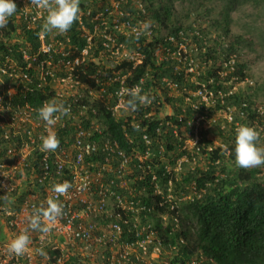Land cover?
<instances>
[{"label": "built area", "instance_id": "obj_1", "mask_svg": "<svg viewBox=\"0 0 264 264\" xmlns=\"http://www.w3.org/2000/svg\"><path fill=\"white\" fill-rule=\"evenodd\" d=\"M23 4L22 14L29 25L33 26L39 22L43 25L47 13L31 5V0H23ZM119 5L118 2L113 9L122 23H116L111 30L107 28L106 15L112 14L113 9L105 7L94 17V30L102 36L100 56L104 59V64L108 63L113 69L121 66L123 61L135 68L142 64L145 55L130 49L125 43L114 38L113 34L135 35L132 29L140 28L143 21L133 23L119 10ZM140 6L142 11V5ZM152 30L150 27L144 35L149 37ZM86 34L91 45L92 35L88 31ZM64 35L65 33L62 34ZM178 35L186 41L182 31ZM38 39L41 42L39 52L44 53L45 58L36 64L28 62L27 68H31L34 76L31 78L26 72L21 74L22 80L27 84L32 83L34 77L42 83L68 85L71 93L54 90V99L63 102L71 111L69 115L62 117L54 128L60 140L59 148L55 152L41 151V136L46 135L47 131L45 122L38 116V109L29 106L5 107L0 103V125L4 130L0 135V145L2 139L13 143L7 148L0 162V197H9L15 192L17 185L26 180L16 178L17 170L21 168L31 170L29 180H26L29 185H26L25 189L37 186L40 188L37 193L33 191L23 198L19 210H9L0 204V216L13 235L17 236L28 227V216L32 209L41 204L46 205L49 196L53 195V184L67 180L73 187L69 190L68 197H60L65 206V215L52 231L43 239L40 232L31 231L30 251L21 256L10 254L8 244L0 245L3 246L0 247V264H170V260L164 255L168 249L171 252L175 247L166 243L165 233L162 234L156 229L155 220L160 219L163 226L169 224L167 212L162 213L159 208L167 209L166 205H170L173 194L171 188H167V193H164L156 184L153 162L145 163L149 155L151 157V148L147 147L145 152L138 148L136 150L135 138L127 132L128 125L141 127L140 123L135 124L132 117L135 111L125 110L122 106L123 100L129 97L117 95L121 88H129L126 81L130 74L121 73V70H116V74L106 73L99 67V61L93 59L99 68L85 78L93 83L94 88L90 87L81 80L87 68L88 46L79 52L63 41L47 44L46 37L38 35ZM163 39L166 43H176L177 49L172 55H181L182 63L187 65L189 58L182 51L185 41L177 40L172 34ZM164 50L169 53L167 46L162 51ZM24 57L29 60V56ZM184 59L186 61H183ZM4 65L0 66L2 72H5ZM189 65L191 66L188 69L195 66L192 60ZM18 69L22 73L21 69ZM61 72L66 76H61ZM143 80L141 78L140 82ZM115 84H119V88L107 93V87ZM137 84L140 83H134L132 87ZM160 87L166 89L168 95L180 90L178 84L166 77L161 80ZM155 90L153 92L157 95L162 94L160 89ZM11 92L8 91L9 94ZM197 92L205 101L213 96V93L205 88ZM90 98L98 99L97 104L104 103V107L100 109L93 106ZM154 107L161 106H152V109ZM193 107L200 110L201 105L194 104ZM152 114L153 110L149 116ZM128 117H131V120H128ZM230 118L232 120L231 116ZM108 119L120 125L129 147L124 146L113 134ZM166 125H170L169 122ZM161 127L162 123L154 132L160 138L157 140L160 161L162 154L167 152L163 142L164 135L168 132ZM143 140L147 145H151L152 140L148 134H143ZM164 165L170 173L169 166L165 163ZM135 167H143V175L138 176ZM177 169L181 170V162ZM149 172L150 186L144 184L137 189L135 184L138 180H144ZM182 200L185 201L186 196H183ZM175 204L177 205V202ZM173 208L174 206L170 205V209ZM9 211L11 215L8 214ZM175 221L178 222L177 218ZM39 249L47 253V258L39 254Z\"/></svg>", "mask_w": 264, "mask_h": 264}, {"label": "trees", "instance_id": "obj_2", "mask_svg": "<svg viewBox=\"0 0 264 264\" xmlns=\"http://www.w3.org/2000/svg\"><path fill=\"white\" fill-rule=\"evenodd\" d=\"M107 0H80V18L75 22L72 28L65 33L56 35V39L60 42L69 43L79 52L89 47L85 74L81 80L85 81L90 87L93 83L90 80H85L87 75H90L97 68H102L106 73L116 74V70H121V73H129L126 85L131 89L134 83H140L143 78L142 94L149 93L154 97L153 102L148 106H138V110L132 114L135 119V124L140 123L141 127L137 130L134 127L127 126V132L135 138V149L145 152L147 147L151 148V157L149 155L146 164L152 163L155 165L156 184L162 188L164 193H167V188H171L173 200L170 205L174 208L170 209V205L159 208L160 212H167L169 224L163 226L160 219L155 220L156 229L163 234L165 233L166 243L175 247L177 250L170 264H193L192 257L198 253L200 259H205L207 264H264V181H258L259 170L256 168L243 169L238 166L230 168L223 161L221 148H216L212 152H207L202 149V152L207 153L206 168L195 167L190 165L193 161V155H187V160L181 162V172L169 173L165 165L159 159L158 138L154 132L155 128L162 123V129L169 132L166 141V148L173 150L175 145L179 144V136H175L173 131H180L188 125L192 115L198 111L204 112V104H201L200 110L193 107L195 104L192 98L183 93L179 95H168L166 89L160 87L161 80L166 77L173 83L178 84L180 91H195L205 88L213 93L220 94L218 99L219 108H225L231 111V117L234 122H239L243 117L249 120L257 121L262 124L263 116L258 115L252 110L251 102L247 97H243L241 93L232 92V86H228L229 82H242L245 77V64L233 60L234 52L238 50V39L233 42L226 40L230 32L231 13L238 5L253 3L264 9V0H219L222 3V8L218 12L217 19L213 25L219 28V33L214 37H207L204 31L198 30V33L189 35L187 31L177 28L172 32V35L177 40L183 42L178 33L182 30L186 38L184 42L188 47V43L193 44L189 47V59L187 65H183V57L180 55H172L176 52L177 45L175 42L166 43L163 38L150 39L142 34L139 38L136 35L113 34V37L118 41L125 43L130 49H135L145 55L142 64L133 68L132 64L123 61L121 66L113 69L104 64V59L100 56L102 36L94 30L96 22L94 17L100 11H103L108 5L104 4ZM17 5V12L9 18L8 24L4 28H0V38L6 37L8 42L0 41V53L2 65L5 67V72L0 71V103L7 106H29L35 109L42 107L45 101L54 99L55 91L51 83H42L33 77L32 83H28L16 78V74L26 73L32 78L34 74L32 70L27 68V63L42 61L45 58L44 53H40L41 42L38 39V33L41 30V24L36 23L31 26L24 19L23 0H14ZM119 10L125 13L128 19L132 14V3L127 1L120 4ZM209 12L210 9L206 8ZM146 15L152 13L153 18L158 22L163 23L160 10L153 7L152 1L147 3L143 1L141 14ZM166 15L170 14L166 11ZM190 29V28H189ZM86 31L92 35V44L89 45ZM89 34V35H90ZM189 39V42H187ZM52 35L49 33L46 36V43H51ZM167 46L169 53L163 50ZM194 46V47H193ZM25 55L29 56V60L25 59ZM99 61V67L93 62ZM8 60V62H6ZM190 60L194 65L198 63L207 64L209 68L205 72L199 73L197 81H192L185 74L189 68ZM15 68H20L21 72H17ZM63 73V74H62ZM222 74V75H221ZM61 76H66L61 72ZM22 78V77H21ZM227 85V86H226ZM28 86V87H27ZM119 84L108 86L107 93L119 88ZM94 88V87H93ZM97 88V87H96ZM95 88V89H96ZM155 89L161 90V95H157ZM12 91L11 94L8 91ZM98 90V88H97ZM108 96V95H107ZM106 97V95H105ZM186 97H190L192 102L186 101ZM195 99V98H194ZM92 105L104 107V103H98V99H91ZM161 101V102H160ZM159 102V103H158ZM159 104V105H158ZM170 106L172 108L171 115L158 116L159 110H156L151 116L149 113L153 110L152 106ZM106 118L108 115H105ZM259 119V120H257ZM110 122V130L126 146V137L124 131L119 124ZM131 120V117H128ZM169 122L170 125H166ZM1 123V120H0ZM122 124V122H121ZM0 125V135L4 133ZM146 133L151 138V145H147L143 140V134ZM167 134V133H166ZM167 136V135H166ZM235 135H225L224 142L227 150L230 151V157L235 158ZM165 137V135H164ZM13 141V140H11ZM13 143L2 139L0 145V162L6 154V150ZM204 145V144H203ZM207 145V144H206ZM201 148L202 141H199ZM183 153L177 158L182 157ZM137 163V161H136ZM137 175H143V167H135ZM146 170V169H145ZM149 171V170H147ZM146 175L144 180H138L135 184L137 189H140L144 184L148 183L151 175ZM31 175L30 168H21L17 170L16 178H26L29 180ZM26 180H22L14 193L6 199L0 197V204L6 206L9 210H19L23 198L29 193H37L40 188L34 187L26 190ZM29 183V182H28ZM186 196L183 201L182 197ZM181 198V200L179 199ZM177 202V205L175 204ZM177 211L183 214L187 211L195 220V228L176 229L174 226V218L177 216ZM188 218L185 215V218ZM165 228V229H164ZM171 231L169 234L168 232ZM183 237L185 244H180V239ZM198 258V259H199ZM201 261V260H200ZM16 264V263H14Z\"/></svg>", "mask_w": 264, "mask_h": 264}, {"label": "rangeland", "instance_id": "obj_3", "mask_svg": "<svg viewBox=\"0 0 264 264\" xmlns=\"http://www.w3.org/2000/svg\"><path fill=\"white\" fill-rule=\"evenodd\" d=\"M129 1L132 3V14L130 18L133 23L137 24L139 20L151 22L153 30L149 36L150 38L166 37L177 28L187 31L189 35L196 32L198 33V30L204 31L207 37H214L220 31L217 26L213 25V22L218 17L219 10L222 8L223 2H219V0H148V2L152 1L153 7L160 10L163 23H157L152 13L148 14L147 12L146 15L140 13V4L142 5L143 1L147 3V0ZM118 2L123 4L126 3V0H107L104 4L108 6L113 4L115 7ZM206 8H209L210 11L207 12ZM112 11V14L106 15L107 28L109 30H111L116 23H122V20L116 15V10L113 9ZM166 11L170 14V17L166 15ZM122 29L125 30L124 28ZM57 34L58 32L56 31L51 33L53 43L59 41L56 39ZM236 39H238L239 43L238 50L234 52L232 57L233 60L245 64V77L242 82L236 83L232 81L227 85L232 86V92L241 93L244 98L247 97L250 100L252 110L258 115L263 116L261 119L263 123L260 124V122L249 120V118L246 117H243L239 122L231 120V111L225 108H219L218 99L221 98L220 94L217 96L213 95L210 99L205 101L198 95V92L193 90L173 91L171 94L174 96H181L185 93L192 98L195 104L201 105V102L204 104V112L201 113L198 111L196 114L192 115L188 125L179 131V144L175 145L173 150L167 149V152L162 154L161 161L167 164L170 171L172 170L173 173H177V175L181 172V170L177 169L178 164L187 160L188 154L193 155V161L190 162V165L206 168L208 163L206 156L209 155L202 152L203 148L207 152H212L216 148H221L223 161L227 163L230 168L236 167L235 158L230 157V151L227 150L224 137L225 135H235L236 129L240 125L255 127L260 132V139L257 141V145L259 147H264V9L262 7L253 3H246L238 5L231 13L230 32L226 40L233 42ZM0 41L8 42L6 37L0 38ZM187 42H189V39ZM188 45L190 47L193 44L189 42ZM189 47L185 44L182 49L187 58L189 57ZM183 61L186 60L184 59ZM2 63L0 59V66H2ZM183 65H186V63L183 62ZM209 67L207 64L198 63L196 61L193 69L190 68L186 70L185 74H188L187 76L190 77L192 81H197L199 73L205 72ZM16 70L20 72L19 69L16 68ZM16 78H19L20 81L22 80L20 74H16ZM53 88L60 93H71V88L64 83H55ZM190 97H186V101L192 102ZM156 110H159L161 116L172 114L171 107L167 105L154 107L153 113H155ZM199 141H202L201 148L199 146ZM181 153H183V156L180 159L177 158ZM256 169L259 170L258 181H264V166H260ZM185 215H187L188 218H185ZM178 217L180 221L183 222V228H195V220L187 211L183 212V214L179 213ZM14 238L13 232L8 229L7 225L4 223V219L0 216V245L9 244ZM176 251L177 250L172 249L170 252L168 249L164 257L171 261ZM197 254L198 253H195L192 257L193 264H207L206 260L204 258L200 259Z\"/></svg>", "mask_w": 264, "mask_h": 264}, {"label": "clouds", "instance_id": "obj_4", "mask_svg": "<svg viewBox=\"0 0 264 264\" xmlns=\"http://www.w3.org/2000/svg\"><path fill=\"white\" fill-rule=\"evenodd\" d=\"M31 5H34L37 9H42L47 13L46 19L41 26V31L38 33V35L42 38L46 37L53 31H56L61 35L68 32L72 28L73 24L80 18V0H31ZM107 7L112 10L113 4ZM16 12L17 5L14 3V0H0V28L6 27L9 18ZM129 19L131 20L130 16ZM150 27L151 22L144 21L142 22V26L140 28H133L132 32L137 38H139V36L146 33ZM142 83L143 81L131 89L121 88L118 91V96L129 97L122 102V106L125 110H131L134 112L138 110V106H148L153 102L154 97H151L148 93L142 94ZM51 84L53 87L54 83ZM70 111V107H66L63 102H58L56 99L45 101L42 107L38 109V116L45 122L47 131L46 135L41 136V151L55 152L59 148L60 140L54 128L62 117L70 114ZM158 116L162 117L160 112ZM135 127L139 130L138 125H135ZM174 131H176V134H174ZM174 131L173 134L175 136H179V131L176 129ZM168 136L169 132H167L164 137L163 143L165 146L166 141H168ZM259 139L260 132L255 127L248 125H240L237 127L234 151L235 163L238 167L249 169L264 166V147H259L257 145V141ZM145 140H147V137H145ZM171 172L173 173L172 170ZM72 187V183L67 180L62 183H55L52 185L51 192L53 195L49 196L46 201V205L41 204L39 207H34L32 209L28 216V227L22 230L8 244L7 248L10 254L21 256L30 251V245L32 243L30 235L31 231L40 232L42 234L41 239L52 231V229L65 215V206L61 202L60 197H68L70 194L69 190L72 189ZM6 198L7 197L5 196L4 199ZM179 213L180 212L177 211V216H175L178 222H176L174 218V226L176 229H180L181 225V221L178 217ZM8 214L11 215L12 213L9 211ZM181 240L183 241L182 243ZM180 244H185V239L183 237L180 239ZM38 251L41 256L47 258V253L43 249H39Z\"/></svg>", "mask_w": 264, "mask_h": 264}]
</instances>
